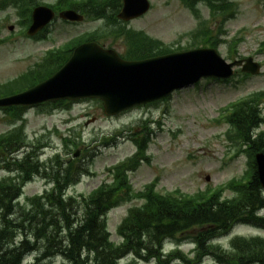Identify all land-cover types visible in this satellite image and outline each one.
<instances>
[{
    "label": "rangeland",
    "instance_id": "rangeland-1",
    "mask_svg": "<svg viewBox=\"0 0 264 264\" xmlns=\"http://www.w3.org/2000/svg\"><path fill=\"white\" fill-rule=\"evenodd\" d=\"M54 2V0H40ZM150 11L139 18L127 22V27L143 30L151 37L160 39L171 49L184 48L190 38L186 33L198 27L196 19L179 0H150ZM239 11L234 19L225 23L226 41L217 46L220 54L228 61L235 58L253 57L260 62L261 73L257 76H234L230 82H217L203 79L197 84L178 90L167 102L140 105L115 116H105L101 106L92 99H82L63 105L62 108L47 113L39 107L27 108L24 119L16 125H24V133L29 140H35L45 133L43 140L49 144L41 152L42 159H47L58 151L63 152L61 136L79 132L84 144L80 143L82 152L80 162L84 170H88L69 188L68 193H88L107 180L106 169L116 162L131 156L136 145L131 140V133L140 138L143 133L150 138L146 154L150 162L142 163L137 170L130 173V182L134 190H139L154 178H158L157 190L168 192L179 189L185 194H193L208 187L214 188L226 183L233 177L245 173L247 158L239 154L229 160L226 151L227 141L224 133L227 128L223 122L215 121L219 117V109L254 91H264V51L258 46L264 36V4L263 0H234ZM203 17H208V9L199 5ZM9 16V17H8ZM8 17V19H7ZM17 17L12 11L0 13V38H6L0 45V86L2 83L18 76L34 63L40 61L48 49L56 48L70 38L96 29L106 30L103 20L84 19L77 23H63L56 20L50 26L46 40H33L22 37L16 24ZM13 25L11 32L8 24ZM118 25V24H114ZM11 35V36H10ZM239 40L232 44L230 39ZM113 36L104 35L100 42L105 46L112 44ZM233 39V38H232ZM113 48L123 52L127 48L124 36L115 37ZM235 47V48H234ZM235 50V51H234ZM232 52L233 54H228ZM264 115V110H263ZM88 121V125H84ZM147 127L142 129L141 125ZM10 118L0 109V133L12 128ZM264 129V124L261 127ZM56 129L58 133L54 131ZM47 132H50L49 134ZM116 135L109 140L105 138ZM33 142V141H32ZM234 153V152H233ZM70 155V154H69ZM0 168V177L6 175ZM49 184L42 178H36L24 187L20 204H24L26 196L42 193ZM232 191L225 190L224 196ZM141 200H132L111 209L107 214L108 230L111 240L120 241L116 233L117 225L132 206L141 205ZM223 241L238 235L250 237L264 235V230L249 225H236ZM186 250L185 247L182 249ZM33 260V255L26 261ZM51 260L47 264H58ZM127 259L119 264H126ZM145 264H156L150 260ZM206 264H211L206 262Z\"/></svg>",
    "mask_w": 264,
    "mask_h": 264
},
{
    "label": "trees",
    "instance_id": "trees-1",
    "mask_svg": "<svg viewBox=\"0 0 264 264\" xmlns=\"http://www.w3.org/2000/svg\"><path fill=\"white\" fill-rule=\"evenodd\" d=\"M206 1L211 4V0ZM23 2L21 13L26 14L31 5L28 0ZM56 6L79 9L89 18L105 19L107 35L125 37L127 48L124 56L128 59L149 57L160 52L156 41L141 32L126 29L116 19L120 0H58ZM208 35L209 32L204 35L207 40ZM68 45L53 53L49 60L51 69L48 64L31 80L36 82L50 75L70 52L71 46ZM262 97L264 94L258 93L237 102L227 109L224 116L229 126L227 136L239 146V152L246 153L249 169L244 181H231L229 186L235 197L222 201H219L221 190L186 197L179 192L160 194L154 189V183L144 191L133 192L127 172L138 165L139 158L145 159V144L139 145L140 151L133 158L108 170L110 182H103L87 195H68L67 187L75 183L80 173L78 167L70 162L65 168V162L58 154L48 163H39L38 146L31 144V149L21 159H12L17 172L0 179V264H18L20 255L34 249L37 242L41 243L43 256L60 253L68 264H116L131 252L145 260L156 257L161 262L159 248L162 239L175 237L190 228H198V232L191 236L198 244L196 258L187 259L181 252L176 253L187 264L195 263L206 252H212L217 259L231 264H264V237L234 238L230 243L232 252L228 256L231 260H227V253L220 248L206 244L207 240L227 232L240 222L264 229V215H258L259 208L264 206V196L253 160L256 151L264 152V131L259 130L264 119L258 108ZM11 111L18 120L22 119L21 114L18 115L14 109ZM23 129L21 124L0 135V158L7 169L11 170L7 161L10 156L26 144ZM77 145L78 142L71 139L65 148L70 151ZM40 170L48 181H53V187L26 197L25 204L20 206L22 186ZM131 198L144 199L145 202L142 207L131 209L123 219L118 229L123 242L115 245L109 240L104 216L112 207ZM14 211L18 217H12ZM76 215L81 217L75 219ZM18 235H22L19 246H11Z\"/></svg>",
    "mask_w": 264,
    "mask_h": 264
},
{
    "label": "water",
    "instance_id": "water-1",
    "mask_svg": "<svg viewBox=\"0 0 264 264\" xmlns=\"http://www.w3.org/2000/svg\"><path fill=\"white\" fill-rule=\"evenodd\" d=\"M147 0H123L118 17L129 19L144 13ZM63 18L80 20L73 10L60 13ZM53 17L46 7H37L32 34ZM235 61L226 64L213 49L169 54L140 61H125L115 51L104 49L96 42H87L74 49L68 62L52 77L23 93L0 99V105L32 104L44 100L99 97L107 114L131 105L163 97L174 88L197 81L201 76L227 77ZM242 69L256 72L258 66L247 59ZM258 178L264 186V154L255 156Z\"/></svg>",
    "mask_w": 264,
    "mask_h": 264
},
{
    "label": "bare ground",
    "instance_id": "bare-ground-1",
    "mask_svg": "<svg viewBox=\"0 0 264 264\" xmlns=\"http://www.w3.org/2000/svg\"><path fill=\"white\" fill-rule=\"evenodd\" d=\"M8 264V263H7Z\"/></svg>",
    "mask_w": 264,
    "mask_h": 264
}]
</instances>
